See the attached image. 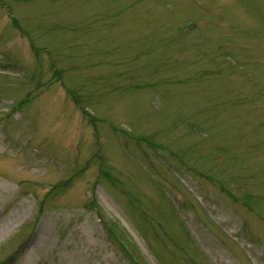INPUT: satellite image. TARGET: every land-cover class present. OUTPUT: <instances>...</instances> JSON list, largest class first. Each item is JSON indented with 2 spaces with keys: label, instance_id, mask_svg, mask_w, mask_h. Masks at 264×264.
<instances>
[{
  "label": "rangeland",
  "instance_id": "374dc122",
  "mask_svg": "<svg viewBox=\"0 0 264 264\" xmlns=\"http://www.w3.org/2000/svg\"><path fill=\"white\" fill-rule=\"evenodd\" d=\"M0 264H264V0H0Z\"/></svg>",
  "mask_w": 264,
  "mask_h": 264
},
{
  "label": "trees",
  "instance_id": "16d2710c",
  "mask_svg": "<svg viewBox=\"0 0 264 264\" xmlns=\"http://www.w3.org/2000/svg\"><path fill=\"white\" fill-rule=\"evenodd\" d=\"M120 241V240H119ZM122 244H124V242H122V241H120ZM125 245V244H124ZM125 252V251H124ZM126 254H127V252H125ZM128 255V254H127ZM130 261H132V263H135V259H134V257L133 256H131V255H128V257H127Z\"/></svg>",
  "mask_w": 264,
  "mask_h": 264
}]
</instances>
